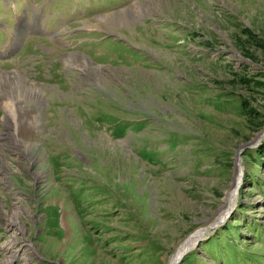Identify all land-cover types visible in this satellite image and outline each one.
<instances>
[{
  "label": "rangeland",
  "instance_id": "rangeland-1",
  "mask_svg": "<svg viewBox=\"0 0 264 264\" xmlns=\"http://www.w3.org/2000/svg\"><path fill=\"white\" fill-rule=\"evenodd\" d=\"M0 80V264H264V0H0Z\"/></svg>",
  "mask_w": 264,
  "mask_h": 264
},
{
  "label": "bare ground",
  "instance_id": "bare-ground-1",
  "mask_svg": "<svg viewBox=\"0 0 264 264\" xmlns=\"http://www.w3.org/2000/svg\"><path fill=\"white\" fill-rule=\"evenodd\" d=\"M10 78H12V77H10ZM6 80H7V78H6ZM6 80L4 82L0 83V93H4V88L6 86V84H5ZM0 81H2V80H0ZM8 82H10L9 79H8ZM25 83H24V86H19L17 88L16 96H14L10 102H5L3 107L6 110V114L8 115V118L15 121L17 124H20L19 123L20 119L28 120V116L22 114L24 109L28 108L29 113L31 115V120H33V122H31V123L39 124L41 121H43L42 120L43 119L42 118V112L44 111V114H45V109H46V103H45V97H44L45 95L43 94L44 92L37 86H36L37 91L35 89L33 90L35 85L33 86L26 81H25ZM16 107L19 109V113H16L13 110V108H16ZM32 111H34V114H32ZM15 129L18 130V128L16 126H15ZM30 129L35 130V128H30ZM2 136H3L2 140L0 138V140H1L0 141V152H5V150L6 151L14 150V153L18 154L19 156L21 154H24V156H28V153H29L28 149H29V145L31 143L29 145H25L24 140H22V139L20 140L17 138L14 139V137L12 138V135H10L9 133L2 134ZM2 141H4V142L8 141V142H10V145L9 144L4 145V144H2ZM12 142L14 143V145H18L20 147L25 145L26 152L25 151L23 152L21 150L17 151L15 148H12V145H13ZM0 157H3L2 153L0 154ZM237 173H238V176L236 178V184L238 185V183L241 180L242 175H243V167L241 165L238 166V172ZM235 197H236V193L229 194L228 202H230V206L224 209L223 215L219 217L218 222L216 224H214V226L219 225L221 221L223 222L225 220V218L229 214L230 210L234 207V205L232 203H233V200L235 199ZM13 225H16V223H12V226ZM200 234L202 235V233H200ZM201 235H198V237H200ZM198 237L193 238L191 241H189L188 244L183 245V248L172 256L169 264H177L179 262V260L181 259L183 253L194 247V244H195Z\"/></svg>",
  "mask_w": 264,
  "mask_h": 264
},
{
  "label": "water",
  "instance_id": "water-1",
  "mask_svg": "<svg viewBox=\"0 0 264 264\" xmlns=\"http://www.w3.org/2000/svg\"><path fill=\"white\" fill-rule=\"evenodd\" d=\"M185 254H186V253H184V255H185ZM184 255H182L181 259L179 260V261H180V263H181V261H182V258H183V256H184Z\"/></svg>",
  "mask_w": 264,
  "mask_h": 264
}]
</instances>
